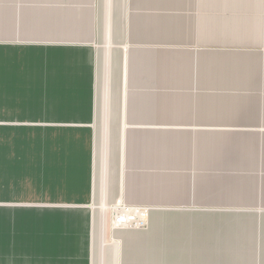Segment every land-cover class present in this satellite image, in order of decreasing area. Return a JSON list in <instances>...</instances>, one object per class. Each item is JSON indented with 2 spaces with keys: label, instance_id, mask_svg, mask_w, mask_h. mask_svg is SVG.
Segmentation results:
<instances>
[{
  "label": "crops",
  "instance_id": "crops-1",
  "mask_svg": "<svg viewBox=\"0 0 264 264\" xmlns=\"http://www.w3.org/2000/svg\"><path fill=\"white\" fill-rule=\"evenodd\" d=\"M0 264H264V0H0Z\"/></svg>",
  "mask_w": 264,
  "mask_h": 264
},
{
  "label": "rangeland",
  "instance_id": "rangeland-1",
  "mask_svg": "<svg viewBox=\"0 0 264 264\" xmlns=\"http://www.w3.org/2000/svg\"><path fill=\"white\" fill-rule=\"evenodd\" d=\"M27 141H28V161L27 170L28 175L37 172L41 177L48 175L49 162L45 160H39V153L46 152L50 149V129L45 128H28L27 129ZM34 153V154H32ZM40 197L43 196V200L37 198L35 194L28 193V201L26 206V221H27V242L26 251L27 254L33 256L36 252L37 245L41 246L45 243L43 235L50 232L49 218H50V202H47V196L49 194H36ZM38 248H41L39 247ZM40 253V251H39Z\"/></svg>",
  "mask_w": 264,
  "mask_h": 264
},
{
  "label": "built area",
  "instance_id": "built-area-1",
  "mask_svg": "<svg viewBox=\"0 0 264 264\" xmlns=\"http://www.w3.org/2000/svg\"><path fill=\"white\" fill-rule=\"evenodd\" d=\"M138 209L124 208L114 210L110 216V224L113 227H129V226H141L140 216Z\"/></svg>",
  "mask_w": 264,
  "mask_h": 264
}]
</instances>
